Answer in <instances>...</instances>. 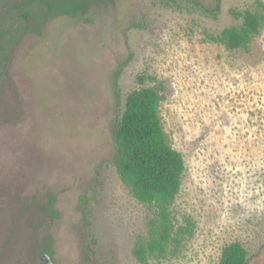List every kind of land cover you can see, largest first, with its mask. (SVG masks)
<instances>
[{
    "label": "rangeland",
    "instance_id": "1",
    "mask_svg": "<svg viewBox=\"0 0 264 264\" xmlns=\"http://www.w3.org/2000/svg\"><path fill=\"white\" fill-rule=\"evenodd\" d=\"M27 1L0 0V264H141L134 247L157 208L120 180L112 126L149 87L185 158L170 213L175 233L189 230L149 264H220L233 243L264 264V27L249 52L207 39L264 0H222L218 21L161 0L47 18L36 3L21 21Z\"/></svg>",
    "mask_w": 264,
    "mask_h": 264
},
{
    "label": "trees",
    "instance_id": "2",
    "mask_svg": "<svg viewBox=\"0 0 264 264\" xmlns=\"http://www.w3.org/2000/svg\"><path fill=\"white\" fill-rule=\"evenodd\" d=\"M115 0H30L22 4L18 18L28 21L36 3L45 4L48 15L85 16L95 6H108ZM163 8H169L181 14H198L214 21L220 20L222 0L209 5L201 0H161ZM230 14L240 23L224 29L219 34L207 33V39L225 46L230 51L249 52L255 38L264 27V4L257 10L244 12L232 9ZM34 16L33 19L36 20ZM45 18V19H46ZM84 20H87L85 17ZM25 24L19 22L16 30ZM123 67V66H122ZM122 68L117 71L116 87L118 95ZM161 96L152 87L131 92L125 101V107L116 113L112 138L115 152L111 159L120 180L131 195L142 205L157 208V216L149 223L147 236L136 241L134 256L141 264H149L151 258H165L172 245L178 246L189 230L184 228L175 233L170 207L183 187L186 162L183 154L175 149L165 131L160 114ZM54 202V201H53ZM52 202L49 210L51 211ZM175 234V235H174ZM248 250L240 243L224 248L220 264H249Z\"/></svg>",
    "mask_w": 264,
    "mask_h": 264
}]
</instances>
